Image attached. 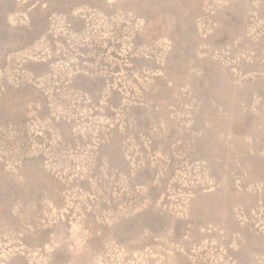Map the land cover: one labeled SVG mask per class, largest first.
<instances>
[{
	"label": "rangeland",
	"instance_id": "1",
	"mask_svg": "<svg viewBox=\"0 0 264 264\" xmlns=\"http://www.w3.org/2000/svg\"><path fill=\"white\" fill-rule=\"evenodd\" d=\"M0 264H264V0H0Z\"/></svg>",
	"mask_w": 264,
	"mask_h": 264
}]
</instances>
